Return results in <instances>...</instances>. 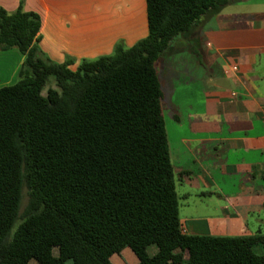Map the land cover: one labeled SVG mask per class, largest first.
I'll list each match as a JSON object with an SVG mask.
<instances>
[{"label": "trees", "instance_id": "16d2710c", "mask_svg": "<svg viewBox=\"0 0 264 264\" xmlns=\"http://www.w3.org/2000/svg\"><path fill=\"white\" fill-rule=\"evenodd\" d=\"M234 1L146 0L149 35L75 71L40 49L37 14L0 8V51L25 58L0 88V264H112L125 249L138 264H264V235L183 233L156 69Z\"/></svg>", "mask_w": 264, "mask_h": 264}, {"label": "crops", "instance_id": "0c3cea01", "mask_svg": "<svg viewBox=\"0 0 264 264\" xmlns=\"http://www.w3.org/2000/svg\"><path fill=\"white\" fill-rule=\"evenodd\" d=\"M247 2L235 0L221 19L204 17L156 63L163 68L174 48L196 57L190 68H167L184 84L170 99L169 125L164 117L187 235H264V0ZM20 7L40 17L43 53L60 64L73 59V71L83 60L112 56L118 44L129 49L149 35L146 0H0L9 14ZM24 60L16 48L0 51V88L17 82ZM231 66L239 69L234 76L226 74ZM111 262L138 259L125 249Z\"/></svg>", "mask_w": 264, "mask_h": 264}, {"label": "rangeland", "instance_id": "374dc122", "mask_svg": "<svg viewBox=\"0 0 264 264\" xmlns=\"http://www.w3.org/2000/svg\"><path fill=\"white\" fill-rule=\"evenodd\" d=\"M248 2H249V5L256 3V2H254V0H248ZM218 14H213V15L207 16V17H210V18L211 17H215V18L221 19V17ZM207 17H205V18H207ZM182 36L183 35L178 36L175 39L174 43L177 40H181L180 38H182ZM174 43H173L172 47L174 46ZM173 50H174L175 54L173 56H170L169 57L170 59L167 58V59L163 60V62H162L163 63V68H160L159 66L157 67L158 72L160 74V78H161L162 89H163L164 94H165V101L164 102L167 103L166 110L164 111V117H165V120H166L168 125L170 124V121H171L170 118H171V116H172V114L174 113V110H175V108H173L171 105H169L170 104V99H172L173 93H174L175 90H177L178 88H183L184 80L182 79V77H178L177 75H175L173 73H171V78H170L169 77L170 76L169 75L170 72L167 73V68L171 64H172V67L174 69L175 68H177V69L190 68V66L192 64V61L196 60V57L194 55H191L190 53H188L186 50H183V51H180V52H177L175 50V48ZM85 61H91V60H85ZM50 88H53V89L57 88L56 81H55V79L53 77H51L49 79L46 87L43 90V95H46L47 90L50 89ZM175 88H177V89H175ZM176 111H178V110H176ZM171 125H174L173 122L171 123ZM27 201H28L27 189L24 188L20 215L23 213V211H24V209H25V207L27 205ZM180 206L182 207L181 208L182 209V214L185 213L187 209L185 207H183V202L179 201V208H180ZM156 251H157V247L156 246H151L150 249H149L150 255H153ZM54 255L58 256V250L57 249L54 250ZM33 264H37V263L33 262ZM67 264H71V262H68Z\"/></svg>", "mask_w": 264, "mask_h": 264}, {"label": "built area", "instance_id": "2783aa9c", "mask_svg": "<svg viewBox=\"0 0 264 264\" xmlns=\"http://www.w3.org/2000/svg\"><path fill=\"white\" fill-rule=\"evenodd\" d=\"M238 71L239 69L237 66H231L226 70V74L234 76L238 73ZM232 96L236 98L238 95L234 92L232 93Z\"/></svg>", "mask_w": 264, "mask_h": 264}]
</instances>
